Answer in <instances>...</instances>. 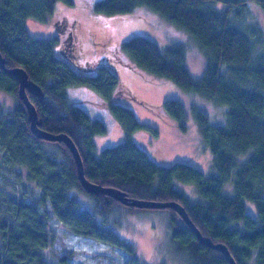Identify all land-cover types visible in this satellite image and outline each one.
<instances>
[{"label":"trees","instance_id":"1","mask_svg":"<svg viewBox=\"0 0 264 264\" xmlns=\"http://www.w3.org/2000/svg\"><path fill=\"white\" fill-rule=\"evenodd\" d=\"M60 1L72 3L0 0V55L7 69L22 67L28 80L39 87L40 96L27 91L36 108L39 128L73 139L86 179L123 191L130 199L178 201L204 236L229 248L237 264H264V42L256 23L248 29L242 22L243 14L238 12L249 0H99L93 6L99 14L114 15L147 5L194 35L206 56L199 78L189 74L180 43L161 48L148 37L136 35L126 39L121 49L132 67L171 80L188 93L228 105L225 125H213L206 111L195 104L190 108L213 153L216 172L207 176L187 163L158 165L136 145L131 133L143 123L136 120L130 108L113 103L111 96L115 98L121 92L148 104L127 90L107 64L93 67L85 61L77 64L78 72L68 58L54 52L61 43L58 36L38 39L26 31L25 19L45 20ZM254 1L264 9V0ZM211 2H224L226 7L218 11ZM253 40L261 48L254 54ZM77 42L72 48L78 47ZM74 85H87L108 100L111 113L124 128V141L102 149L96 156L93 138L107 128L101 120H92L78 105L69 103L66 88ZM0 89L15 99L11 111L0 102V184L17 187L9 193L0 186V264H72V251L57 254L52 249L58 235L54 219L68 233L94 237L123 249L127 253L125 264H145L131 241L97 220L100 216L101 221L108 222L115 206L126 204L102 192L88 193L77 177L70 149L62 141L41 139L32 132L27 107L18 96V80L1 66ZM149 106L159 112V105ZM161 107L169 121L186 129L179 100H165ZM248 152L240 164L238 155ZM175 179L195 185L205 200L191 202L173 186ZM228 180L233 183L232 196L223 193ZM21 185L27 192L20 191ZM80 198L88 208L82 206ZM245 199L255 204L256 216L247 213ZM126 206L129 210L137 207ZM158 209H168L171 236L186 250L188 264H229L222 252L200 242L172 208Z\"/></svg>","mask_w":264,"mask_h":264},{"label":"rangeland","instance_id":"2","mask_svg":"<svg viewBox=\"0 0 264 264\" xmlns=\"http://www.w3.org/2000/svg\"><path fill=\"white\" fill-rule=\"evenodd\" d=\"M99 0H72L71 4L62 1L56 3L55 12L45 20H36L28 17L25 19L26 31L35 38H50L58 36L62 41L55 47L57 56L67 59L72 68L80 71L77 67L89 61L93 67L107 64L111 71L118 75L123 86L143 102H136L123 93L111 96L113 103H119L130 108L136 120L143 123V127L132 132L131 139L140 148H143L158 165L170 166L174 162L187 163L197 167L207 176L216 172L213 163V153L198 128V122L192 116L190 110L193 104L205 110L210 122L215 125L226 124L227 104H219L197 93H188L179 89L171 80L157 77L129 64L127 56L121 44L129 37L140 35L151 39L158 47L167 48L171 44H181L185 49V65L189 74L199 78L205 69L204 52L190 32L183 27L166 20L159 12H155L147 5H140L134 11L124 14L105 15L97 13L93 6ZM220 11L226 7L224 2L210 3ZM242 13V22L248 29L256 23L261 32V40L264 42V9L254 0H249L246 6L238 8ZM237 10V9H236ZM235 10V11H236ZM66 20L67 24L73 20L76 22L77 45L73 47V58L66 57L65 35L63 29L55 26L57 18ZM60 22H62L60 20ZM253 47V54L260 51V43ZM73 46V43L71 47ZM119 51V53H117ZM118 55H115V54ZM120 56V60L117 59ZM95 73V70H92ZM91 74V71L89 73ZM68 101L72 105H78L87 113L92 120H101L106 125V132L95 135L93 138L96 147L95 154L109 147L119 144L126 139L125 131L120 122L111 113L108 100L87 85H74L66 88ZM177 99L183 104L185 111L186 129L182 130L177 123L169 121L164 115L161 104L168 99ZM0 102L8 111L15 104L14 97L0 89ZM152 105H159L155 111ZM247 154L238 155L237 161L244 162ZM24 169V167H21ZM1 171V170H0ZM0 172V178H1ZM1 189L12 193L17 187L10 183H1ZM173 186L178 188L191 202L204 201L198 193L197 187L184 184L175 179ZM20 191L27 192V187L21 185ZM223 193L227 196L234 195L232 180H228L223 186ZM84 208H88L82 198L79 199ZM246 211L256 216L255 204L245 199ZM108 222H98L116 231L120 238L131 241L136 247L141 262L145 264H188L186 250L177 246V242L171 236V218L168 209L138 208L132 210L127 206H115ZM57 225V237L52 242V249L57 253L72 251V264H125L127 253L123 249L106 242L99 241L94 237L77 236L68 233L62 224L55 219ZM241 225V223H239ZM188 260V261H187Z\"/></svg>","mask_w":264,"mask_h":264},{"label":"water","instance_id":"3","mask_svg":"<svg viewBox=\"0 0 264 264\" xmlns=\"http://www.w3.org/2000/svg\"><path fill=\"white\" fill-rule=\"evenodd\" d=\"M5 60L2 58V55H0V66L7 72L8 74H11L12 76L16 77L18 80V96L22 99L23 103L25 104V107H27V113L28 118L30 120V128L32 132L41 139H46L50 141H62L67 148L70 149L71 154L73 158L75 159L76 163V169H77V177L80 180L81 185L85 190L92 193H104L106 195L112 196L113 198L117 199L121 203H124L129 206H137V207H150V208H172L175 212L178 213L180 218H182L185 225L193 231L196 238L202 242L207 247L214 248L224 255L225 258H227L229 264H237L235 258L231 255L229 248L222 243L218 242L215 243L213 240L207 236H204L200 229L195 226L191 218L188 216V213L186 212L185 207H183L178 201H151L146 199H137L133 198L130 199L126 197L125 193L116 189H113L112 187H106L103 185L96 184L88 179L85 178L84 175V169H83V161L80 156L79 149L76 147L73 139L65 133H52L47 130H43L42 128H39L38 126V117L36 108L34 107L33 103L29 100V97L27 96V91L30 93H34L37 96L41 95V91L37 85H35L32 81L28 80V75L26 74L25 70L22 67H12L7 69L4 65Z\"/></svg>","mask_w":264,"mask_h":264},{"label":"flooded vegetation","instance_id":"4","mask_svg":"<svg viewBox=\"0 0 264 264\" xmlns=\"http://www.w3.org/2000/svg\"><path fill=\"white\" fill-rule=\"evenodd\" d=\"M60 22L59 18L55 21V26L58 27L59 29H63L64 32H66L65 35V53L66 54H72L73 48L71 47L72 43L76 42L77 39V28H76V22L73 20L71 23L66 22V20H61ZM61 41V39H60ZM62 51V41L60 43V52Z\"/></svg>","mask_w":264,"mask_h":264},{"label":"bare ground","instance_id":"5","mask_svg":"<svg viewBox=\"0 0 264 264\" xmlns=\"http://www.w3.org/2000/svg\"><path fill=\"white\" fill-rule=\"evenodd\" d=\"M87 191V190H86ZM88 192V191H87ZM88 193H90V192H88ZM92 193V192H91Z\"/></svg>","mask_w":264,"mask_h":264}]
</instances>
